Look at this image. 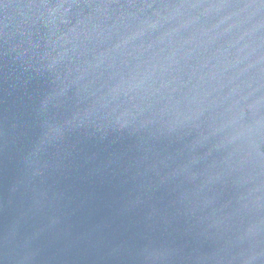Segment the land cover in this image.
<instances>
[{
	"label": "water",
	"instance_id": "obj_1",
	"mask_svg": "<svg viewBox=\"0 0 264 264\" xmlns=\"http://www.w3.org/2000/svg\"><path fill=\"white\" fill-rule=\"evenodd\" d=\"M0 264H264V0H0Z\"/></svg>",
	"mask_w": 264,
	"mask_h": 264
}]
</instances>
